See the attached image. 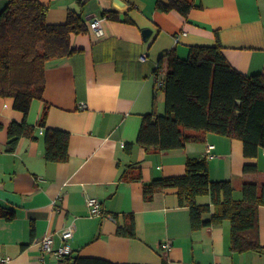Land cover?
<instances>
[{
  "label": "crops",
  "instance_id": "1",
  "mask_svg": "<svg viewBox=\"0 0 264 264\" xmlns=\"http://www.w3.org/2000/svg\"><path fill=\"white\" fill-rule=\"evenodd\" d=\"M8 1L0 0V12ZM40 1L50 7L49 23H63L75 11L89 30L72 35V55L48 61L44 99L35 98L27 116V123L36 125L48 104L46 126L38 128L37 139L22 137L14 151L8 147V126L22 121L24 113L13 98L0 96V258L9 257L3 264H66L43 253L40 240L52 234L58 247L61 232L73 224V255L116 264H264V250H231L229 220L193 229L178 188L159 190L151 200L144 197L145 183L182 175L188 157H205L210 177L231 180L234 198L242 199L244 182L264 183L263 148L256 157H246L242 140L214 132L176 149L147 151L137 142L144 115L164 112L156 68L170 50L184 56L191 45L219 39L238 71L264 72V0H185L191 4L187 15L159 8L172 0H124V9L114 0ZM113 11L117 20L105 16ZM97 17L102 36L90 27ZM145 28L152 29L148 39ZM47 127L70 133L67 161L46 159ZM210 145L215 146L211 152ZM248 163L258 171L245 172ZM87 196L100 199L104 213L91 217ZM197 201L214 206L208 194ZM132 221L134 235L121 234ZM259 227L264 246V206ZM165 242L171 243L169 249Z\"/></svg>",
  "mask_w": 264,
  "mask_h": 264
},
{
  "label": "trees",
  "instance_id": "2",
  "mask_svg": "<svg viewBox=\"0 0 264 264\" xmlns=\"http://www.w3.org/2000/svg\"><path fill=\"white\" fill-rule=\"evenodd\" d=\"M49 8L40 0H9L0 12V96L13 98L14 107L24 113L22 121H12L8 126L10 151L15 150L22 137L37 139L38 128L46 126L48 104L36 125L28 124L27 116L32 101L44 99L48 61L72 55L76 50L71 43L72 35L89 30L86 21L75 11H70L63 23H49ZM159 8L177 9L187 15L191 4L172 0L160 2ZM105 16L113 20L119 17L114 11L106 12ZM160 67L166 70L161 87L165 92V109L160 114L144 115L137 140L147 151L203 142L209 132L242 140L246 157H256L264 149V72L247 75L238 71L226 58L219 39L213 45H191L184 56L172 49L160 59L156 71ZM44 140L48 161L68 160V131L47 127ZM244 171L257 172L258 167L248 163ZM123 175L131 177L128 172ZM170 187L178 188L180 204L189 207L193 229L229 220L233 252L264 250L259 227L264 183L244 182L242 199H235L231 180L210 177L207 158L188 157L184 174L145 183L144 197L151 200L157 191ZM206 194L211 196L213 208L198 203V196ZM206 213H211L210 218H204ZM5 215L14 217L13 212L5 211ZM119 232L134 235L133 221ZM65 261L66 264H116L105 258L73 254Z\"/></svg>",
  "mask_w": 264,
  "mask_h": 264
},
{
  "label": "built area",
  "instance_id": "3",
  "mask_svg": "<svg viewBox=\"0 0 264 264\" xmlns=\"http://www.w3.org/2000/svg\"><path fill=\"white\" fill-rule=\"evenodd\" d=\"M91 29L92 31L97 34L98 36H102L104 34V29L101 24V18L97 17L91 21ZM147 58V54H143L141 56L142 60H145ZM165 67H160L156 71V84L158 88H161L164 84V77H165ZM214 145H210L208 151L211 152V150L214 148ZM87 206L89 209V214L91 217L100 215L104 213L102 202L100 199L94 196H87L86 198ZM112 217V216H110ZM75 225H71L67 228H65L61 232V244L58 247H55V241L54 236L52 234H46L42 237L40 240V247L43 253H52L57 258L65 259L73 252L72 247V240L74 238V232H75ZM163 247L166 249H169L171 247L170 242H165L163 244ZM9 261V257L6 258H0V264H3L5 262ZM41 264H47L46 262H42Z\"/></svg>",
  "mask_w": 264,
  "mask_h": 264
},
{
  "label": "water",
  "instance_id": "4",
  "mask_svg": "<svg viewBox=\"0 0 264 264\" xmlns=\"http://www.w3.org/2000/svg\"><path fill=\"white\" fill-rule=\"evenodd\" d=\"M128 3H126L124 0H114L115 7L119 9H124L127 6ZM152 34V29L145 28L143 29V35L145 39H148L149 36Z\"/></svg>",
  "mask_w": 264,
  "mask_h": 264
}]
</instances>
